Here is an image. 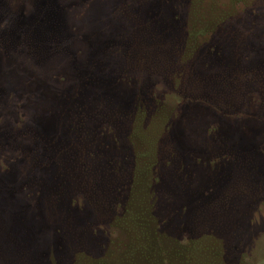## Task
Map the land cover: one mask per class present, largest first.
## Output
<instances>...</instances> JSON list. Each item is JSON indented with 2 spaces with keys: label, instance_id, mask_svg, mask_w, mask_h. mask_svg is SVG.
Returning a JSON list of instances; mask_svg holds the SVG:
<instances>
[{
  "label": "trees",
  "instance_id": "1",
  "mask_svg": "<svg viewBox=\"0 0 264 264\" xmlns=\"http://www.w3.org/2000/svg\"><path fill=\"white\" fill-rule=\"evenodd\" d=\"M144 1L135 0L136 9L128 8V2L122 8L124 16L135 22L129 37L121 42L128 62L145 66L151 76L160 74L175 81L177 90L171 85L186 102L213 105L224 112L229 98L247 104L250 93L257 91L264 103V60L253 67L238 61L246 48L238 32L228 33L235 47L233 62L224 57L216 60L220 51L213 55L215 49L199 55L203 72L211 66L224 67L215 75L200 77L196 74L198 59L179 58L178 51L190 48L196 38L222 31L225 20L207 24L210 19L197 17L196 0L187 1L188 6L192 4L193 21L185 32L177 15L168 19L177 37L166 42L162 39L166 30L159 27L162 24L155 11ZM114 45L112 40L92 43L99 51ZM147 81L127 95V89H119L120 79H101L110 94L97 97L95 107L72 97V107L63 116L71 125V141L38 130L32 133L34 149L22 147L34 162L31 180L39 170H50L56 180L55 185L41 186L39 192L50 214L48 221L56 228L59 256L45 263L33 232L25 237L27 233L13 235L4 230L1 238L8 250H0V264H229L225 239L237 217L233 207L237 209L240 201L247 207L260 197L262 173L258 166L254 168L251 152L224 145L225 135L218 130L214 131L217 147L212 151L182 147L183 132H171L163 111L154 115L158 103ZM106 131L113 134L112 144L102 141ZM213 151L230 160L226 161L230 166L218 167L203 178L196 176L187 166L190 155L210 161ZM163 168L169 173H160ZM77 200L88 204L89 214L74 209ZM105 227L111 229L110 239Z\"/></svg>",
  "mask_w": 264,
  "mask_h": 264
},
{
  "label": "rangeland",
  "instance_id": "2",
  "mask_svg": "<svg viewBox=\"0 0 264 264\" xmlns=\"http://www.w3.org/2000/svg\"><path fill=\"white\" fill-rule=\"evenodd\" d=\"M183 1L191 2L144 1L148 9L155 11L162 24L159 27L166 30L162 35L166 42L177 37V30L170 28L168 19L177 15L178 24L184 30L193 21L192 4L188 6ZM125 2L130 9L138 8L135 0H0V143H4L0 148V250H8L1 238L4 230L13 235L27 233L25 237L31 231L37 242L39 239L45 263L59 256L56 228L48 221L50 214L39 192L41 186L55 185L56 180L50 170L44 169L35 172L36 177L31 180L34 162L22 147L29 145L34 149L36 142L32 133L37 130L71 141V125L63 118L72 107L69 102L78 96L84 105L95 107L97 97L110 94L103 88L101 79H120L119 89H127V95H133L150 80L158 103L154 115L163 111L169 117L171 132H183L179 139L182 147H208L212 151L217 147L218 136L214 131L218 130V134L225 135L224 145L252 153L254 168L258 166L264 178V103L260 94L251 92L247 104L231 97L224 102L230 103L224 112L213 105L205 107L204 103L183 100L177 94L175 81L171 83L160 74L151 76L145 66H134L126 59L127 50L121 42L135 27V22L122 13ZM195 2L200 20L210 19L207 24L225 20L222 31L196 38L190 48L178 51L179 58L182 55L184 59H198V76H212L224 69L211 66L203 72L204 62L200 65L199 55L206 56L213 49V55L220 51L216 60L224 57L233 62L235 47L228 39L229 32H238L246 47L238 61L253 67L264 60V0ZM110 40L116 42L110 49L99 51L92 46V43ZM250 50L252 53L248 55L246 51ZM171 84H175L176 90ZM106 139L107 143H113L110 131L103 135L102 141ZM218 153L213 151L208 156L210 161L192 154L187 166L201 178L218 167L230 166L226 161H231L220 158ZM160 173L169 172L163 168ZM74 207L84 215L90 213L85 202L77 200ZM236 207H233L237 216L233 231L225 239L229 264H264V189L247 207L244 201ZM105 230L110 239L111 229L105 227Z\"/></svg>",
  "mask_w": 264,
  "mask_h": 264
}]
</instances>
